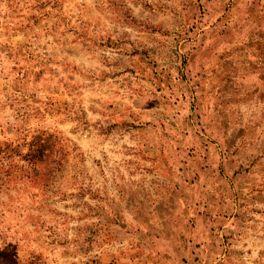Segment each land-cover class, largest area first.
<instances>
[{"label":"rangeland","instance_id":"1","mask_svg":"<svg viewBox=\"0 0 264 264\" xmlns=\"http://www.w3.org/2000/svg\"><path fill=\"white\" fill-rule=\"evenodd\" d=\"M209 248L264 264V0H0V264Z\"/></svg>","mask_w":264,"mask_h":264},{"label":"crops","instance_id":"2","mask_svg":"<svg viewBox=\"0 0 264 264\" xmlns=\"http://www.w3.org/2000/svg\"><path fill=\"white\" fill-rule=\"evenodd\" d=\"M224 208H225L224 206L210 204L209 207H208V210H209L208 212L213 213L212 216H214V218L217 217V215H218V217L219 216L220 217H224L225 214H226V210H227L226 208L225 209ZM234 212H235V210H234ZM218 222H219V220H217L214 223H218ZM214 223L211 222L210 223L211 225L209 226V229L210 230H212L214 228V232H219V229H221V232H222L223 230H225L226 227L236 228V227H238V224H239L238 221L235 220V216H231V215H230V217L227 220H225L223 222V225L221 223H218L219 225L218 224H214ZM236 223H238V224H236ZM226 232H228V231H226ZM186 236L188 237L189 234L186 233ZM219 237H220V235H219ZM211 250H212V248H209L208 249V254H207V256H204V259H203L204 260V263L203 264H214L212 262V260L214 259L213 256H215L216 253L215 254L213 252L211 253ZM214 260L215 261H217V260L220 261L221 258H219V259H216L215 258Z\"/></svg>","mask_w":264,"mask_h":264}]
</instances>
